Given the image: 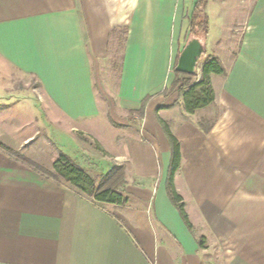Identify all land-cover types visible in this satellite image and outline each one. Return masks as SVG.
Here are the masks:
<instances>
[{
    "label": "crops",
    "instance_id": "1",
    "mask_svg": "<svg viewBox=\"0 0 264 264\" xmlns=\"http://www.w3.org/2000/svg\"><path fill=\"white\" fill-rule=\"evenodd\" d=\"M196 1L0 0V60L36 81L35 119L0 86V143L11 149L0 146V264H264V0L247 12L231 59L221 41L234 11L209 0L204 44L227 73L212 76L215 102L188 114L170 87ZM120 27L118 106L151 99L137 135L112 130L109 140L93 60ZM40 108L46 123L65 120L125 166L126 205L97 203L30 163L53 171L57 158L39 134ZM158 118L181 142L174 184L193 231L169 198L172 150ZM39 136L53 144L47 158L32 144Z\"/></svg>",
    "mask_w": 264,
    "mask_h": 264
},
{
    "label": "rangeland",
    "instance_id": "2",
    "mask_svg": "<svg viewBox=\"0 0 264 264\" xmlns=\"http://www.w3.org/2000/svg\"><path fill=\"white\" fill-rule=\"evenodd\" d=\"M253 2L254 0H221V3H224L225 6L229 8V12L234 11L232 14L230 13L227 18V24L228 26L231 25V29L228 27L221 41L223 42L221 43L223 47L226 46L225 54H227L230 59L235 56L234 54L241 41L245 26V18ZM210 16L214 22L213 12L210 13ZM126 31L127 29L122 27L115 29L109 45L108 55L105 58L93 60V76L97 87V96L102 108V117L107 121L104 126H101V129H104L103 134L108 136L109 140L116 136L113 134L112 130L115 133H121L120 137L124 139L137 135L141 120V116L138 113L133 114L121 110L117 101V89ZM211 31H213V25ZM189 37L191 38L193 35L189 33ZM200 63L201 61H199L196 70L198 74L197 80H199L201 74ZM0 86L5 89L8 99L23 101V103L29 102L28 106L32 108V110H27L29 111V117L35 119L34 95H36V81L33 77L19 72L8 64L3 65L0 60ZM42 111L43 110L40 108L38 116V119H40L38 126L39 134H46L55 144L57 158L62 153L69 155L75 161L83 165L87 172L98 182L100 171L107 170L111 161H114L112 152L108 151L101 142L90 134L85 135L82 132L75 131L72 132L74 134H71V132H69L70 127L65 120L61 119L60 122L55 124L46 123L48 121L45 119ZM213 111L214 109H211L210 112H208L210 116H213ZM27 129H30V132L33 134L36 125L33 123V125L30 126V128L27 127ZM40 139L39 136L32 144L44 155V158H47L53 153V144ZM110 150L112 149L110 148ZM52 170L55 172L54 164ZM63 182L66 183L65 181ZM85 187L88 190L90 189L86 185Z\"/></svg>",
    "mask_w": 264,
    "mask_h": 264
},
{
    "label": "trees",
    "instance_id": "3",
    "mask_svg": "<svg viewBox=\"0 0 264 264\" xmlns=\"http://www.w3.org/2000/svg\"><path fill=\"white\" fill-rule=\"evenodd\" d=\"M208 2L209 0H197L194 10L190 15L189 33L190 35L200 37L203 42L210 28L209 16L206 12ZM200 61L201 74L199 80H197L198 74L196 72L188 74L174 69L175 77L171 84L170 92H177L182 97L184 109L188 114H195L198 110L215 102L216 93L212 84V76H225L227 73L221 58L214 53L205 51ZM150 99V95L145 97L141 107L138 110L131 111V113H138L141 118H143ZM158 119L170 141L172 150L167 180L169 198L179 211L187 227L193 231L194 226L190 222L185 210L183 197L176 191L174 184L175 174L182 164L181 142L172 132L167 121L161 118ZM200 124L206 131L209 129L203 123ZM0 146L7 150H11L2 143H0ZM30 163L44 170L53 178L61 182L65 181L72 188L97 203L126 205L130 200L123 193V186L126 182L125 166L116 161H111L107 170L100 171L98 182L87 172L83 165L64 153H62L54 163L55 172L49 171L33 162ZM85 185L90 189L88 190ZM204 242L205 238L201 237L199 240L200 245L202 246Z\"/></svg>",
    "mask_w": 264,
    "mask_h": 264
},
{
    "label": "water",
    "instance_id": "4",
    "mask_svg": "<svg viewBox=\"0 0 264 264\" xmlns=\"http://www.w3.org/2000/svg\"><path fill=\"white\" fill-rule=\"evenodd\" d=\"M205 51L206 46L200 37L189 38L179 54L175 69L183 73H195Z\"/></svg>",
    "mask_w": 264,
    "mask_h": 264
}]
</instances>
